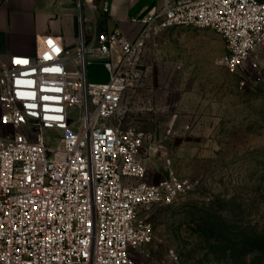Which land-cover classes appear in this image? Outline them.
Returning <instances> with one entry per match:
<instances>
[{
  "label": "built area",
  "instance_id": "1",
  "mask_svg": "<svg viewBox=\"0 0 264 264\" xmlns=\"http://www.w3.org/2000/svg\"><path fill=\"white\" fill-rule=\"evenodd\" d=\"M76 45L41 36L33 55L0 59V264H152L149 210L194 189L171 171L157 131L120 114L143 76L151 35L180 26L211 29L231 72L264 71V0H183L133 21L135 40L104 29L109 0H77ZM106 82L89 81L88 56ZM174 120L165 138L174 132ZM163 264H176L165 249Z\"/></svg>",
  "mask_w": 264,
  "mask_h": 264
},
{
  "label": "rangeland",
  "instance_id": "2",
  "mask_svg": "<svg viewBox=\"0 0 264 264\" xmlns=\"http://www.w3.org/2000/svg\"><path fill=\"white\" fill-rule=\"evenodd\" d=\"M224 50L211 29L151 35L142 79L120 111L162 138L150 182L171 171L194 183L173 205L149 210L152 264H163L165 249L177 252L176 264H264V71H229ZM88 59L89 81H107L103 62Z\"/></svg>",
  "mask_w": 264,
  "mask_h": 264
},
{
  "label": "crops",
  "instance_id": "3",
  "mask_svg": "<svg viewBox=\"0 0 264 264\" xmlns=\"http://www.w3.org/2000/svg\"><path fill=\"white\" fill-rule=\"evenodd\" d=\"M180 1L183 0H109L110 13L104 29H120L135 40L142 25L133 19ZM77 14V0H0V59L4 61L11 54H35L41 36H58L67 48L74 47Z\"/></svg>",
  "mask_w": 264,
  "mask_h": 264
}]
</instances>
